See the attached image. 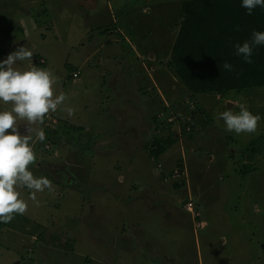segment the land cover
Instances as JSON below:
<instances>
[{
  "label": "rangeland",
  "instance_id": "374dc122",
  "mask_svg": "<svg viewBox=\"0 0 264 264\" xmlns=\"http://www.w3.org/2000/svg\"><path fill=\"white\" fill-rule=\"evenodd\" d=\"M181 2L0 0V61L28 47L32 60L17 66L50 70L67 97L39 125L45 140L32 134L30 171L52 187L36 201L19 189L28 210L0 223V264H264V87L187 90L167 65ZM241 104L261 116L255 133L219 118ZM156 116L182 138L192 131L158 159L144 148L167 131ZM64 137L74 145H59Z\"/></svg>",
  "mask_w": 264,
  "mask_h": 264
},
{
  "label": "clouds",
  "instance_id": "9594fccd",
  "mask_svg": "<svg viewBox=\"0 0 264 264\" xmlns=\"http://www.w3.org/2000/svg\"><path fill=\"white\" fill-rule=\"evenodd\" d=\"M257 6L264 8V0H242V7L248 10V14ZM259 45H264V31H253L250 41L237 43L234 47L236 55L242 56L246 63H252L253 48ZM32 57L33 51L21 46L0 61V102L10 105L0 108V223L5 224L11 222L14 215H23L28 210V203L20 198L19 189L26 187L31 190L30 199L36 201L37 192L52 187L47 177H36L30 171V166L36 162L32 134L35 133L36 140L43 142L45 132L39 125L67 99L64 93L56 94L55 78L50 70L39 68L33 63L17 66L18 62L31 61ZM223 67L227 71L233 70V66L227 62ZM78 74V70L72 71V77H78ZM65 111L69 117L75 112L71 107ZM219 118L224 121L227 131L236 134L255 133L261 121L259 114L254 115L243 104L239 106L238 112L225 110L219 113ZM21 122L25 125L26 134L19 131ZM51 130L53 133L55 128L51 127ZM174 170L177 171L175 176ZM184 172L183 162L182 171L174 166L170 175L180 179ZM184 181L187 183L186 177Z\"/></svg>",
  "mask_w": 264,
  "mask_h": 264
},
{
  "label": "trees",
  "instance_id": "16d2710c",
  "mask_svg": "<svg viewBox=\"0 0 264 264\" xmlns=\"http://www.w3.org/2000/svg\"><path fill=\"white\" fill-rule=\"evenodd\" d=\"M178 19V32L167 65L174 69L192 95L205 92L225 94L229 91L241 92L264 87V45L253 48L252 63H246L242 56L236 55L234 47L237 43L250 41L253 31H264V8L257 6L248 14V10L242 7V0H182ZM10 25H14L12 21ZM8 50L12 52V49ZM36 58V62L41 63L42 58ZM225 62L233 66L232 71L224 69ZM157 118L158 116L151 120L153 124L158 122ZM158 124L160 128L165 126V122ZM165 127V134H153L151 142L144 145L149 158L158 159L175 143L192 137V128L188 125L179 128L183 133L190 131L184 138L179 132L170 130L169 125ZM52 134H57L56 129ZM62 141L60 140L59 145H74L70 138L64 137ZM69 156L65 157L66 161H69ZM69 162L73 166V161ZM162 164L164 166L163 162ZM68 165L69 163H65V168L62 167L61 170L72 173ZM174 166L181 172L182 159L178 158ZM172 171L173 169L169 173ZM68 176L70 175L67 174ZM161 178L167 180L169 174H163ZM173 184L176 187L184 186L181 180Z\"/></svg>",
  "mask_w": 264,
  "mask_h": 264
},
{
  "label": "crops",
  "instance_id": "0c3cea01",
  "mask_svg": "<svg viewBox=\"0 0 264 264\" xmlns=\"http://www.w3.org/2000/svg\"><path fill=\"white\" fill-rule=\"evenodd\" d=\"M99 51V49H97V50H94V53L96 52H98ZM100 62H101V59L100 60H98V63H97V65H99L100 64ZM97 65L95 66V67H97ZM95 67H92V68H88V69H91V70H93L94 72H95V70H96V68ZM75 69H77V68H75ZM75 71V70H74ZM128 106H129V108L130 109H133V107L135 106V103H133V104H131L130 102L128 103ZM121 111L122 112H124L125 110L124 109H121Z\"/></svg>",
  "mask_w": 264,
  "mask_h": 264
},
{
  "label": "built area",
  "instance_id": "2783aa9c",
  "mask_svg": "<svg viewBox=\"0 0 264 264\" xmlns=\"http://www.w3.org/2000/svg\"><path fill=\"white\" fill-rule=\"evenodd\" d=\"M177 175V171L174 170V176ZM188 204H191L190 202L187 203V208L189 209V205ZM190 210V209H189Z\"/></svg>",
  "mask_w": 264,
  "mask_h": 264
}]
</instances>
